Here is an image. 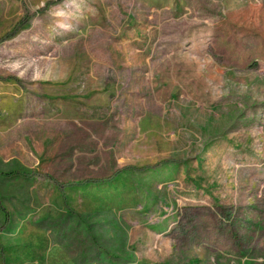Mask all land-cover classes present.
Instances as JSON below:
<instances>
[{"label":"rangeland","instance_id":"rangeland-1","mask_svg":"<svg viewBox=\"0 0 264 264\" xmlns=\"http://www.w3.org/2000/svg\"><path fill=\"white\" fill-rule=\"evenodd\" d=\"M264 264V0H0V264Z\"/></svg>","mask_w":264,"mask_h":264},{"label":"trees","instance_id":"trees-1","mask_svg":"<svg viewBox=\"0 0 264 264\" xmlns=\"http://www.w3.org/2000/svg\"><path fill=\"white\" fill-rule=\"evenodd\" d=\"M185 264H199V259H192L189 262L185 263Z\"/></svg>","mask_w":264,"mask_h":264}]
</instances>
